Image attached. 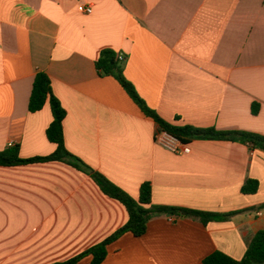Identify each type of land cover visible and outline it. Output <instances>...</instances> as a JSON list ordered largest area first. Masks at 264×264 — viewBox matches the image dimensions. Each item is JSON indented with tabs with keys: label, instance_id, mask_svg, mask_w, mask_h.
<instances>
[{
	"label": "crops",
	"instance_id": "1",
	"mask_svg": "<svg viewBox=\"0 0 264 264\" xmlns=\"http://www.w3.org/2000/svg\"><path fill=\"white\" fill-rule=\"evenodd\" d=\"M105 49L126 57V78L167 122L264 136V0H0V152L54 153L50 107L29 112L43 72L66 111L67 149L132 198L150 183L159 206L229 214L264 204V151L220 140H190V154L162 148L159 125L99 75ZM248 180L259 182L254 195L242 193ZM127 220L64 163L0 167V264L64 262ZM261 230L264 208L208 226L164 216L109 245L102 264H203L217 251L242 260Z\"/></svg>",
	"mask_w": 264,
	"mask_h": 264
},
{
	"label": "trees",
	"instance_id": "2",
	"mask_svg": "<svg viewBox=\"0 0 264 264\" xmlns=\"http://www.w3.org/2000/svg\"><path fill=\"white\" fill-rule=\"evenodd\" d=\"M125 61V56L124 58H119L117 52L105 49L101 52L95 65L101 77H113L116 79L142 113L146 117L153 119L162 131L172 134L185 144L190 140H220L249 145L252 150L264 151V136L260 134L245 131H218L214 128L202 129L188 125L177 126L167 122L148 106L146 101L139 95L136 87L126 78L124 74ZM47 105L50 107L53 119L47 129L46 135L49 142L56 146L54 153L48 156L25 159L21 156L19 145L9 146L6 150L0 152V167L11 168L51 162L64 163L79 172L89 175L104 195L118 201L125 207L128 215L126 224L108 238L69 260L55 264H79L82 259L88 256L92 257L91 264H102L108 256L109 245L127 233H131L137 238L144 236L149 222L155 218L164 216L187 218L208 226L212 222L230 221L241 213L264 208L263 204L258 208L236 211L229 214H219L189 208L154 205L152 203V187L150 183H144L141 186L140 197L136 200L108 178L95 172L67 149L64 135L66 111L53 92L51 78L46 73L40 72L34 79L29 102V112L32 114L40 112ZM258 112L259 105L253 104V115H257ZM258 189V181L248 180L242 187V193L244 195H254L258 192ZM203 264H264V230L259 231L251 239L242 260H235L223 252L217 251L205 258Z\"/></svg>",
	"mask_w": 264,
	"mask_h": 264
},
{
	"label": "built area",
	"instance_id": "3",
	"mask_svg": "<svg viewBox=\"0 0 264 264\" xmlns=\"http://www.w3.org/2000/svg\"><path fill=\"white\" fill-rule=\"evenodd\" d=\"M87 13H92L91 8L86 9ZM119 58H124L122 54H119ZM156 142L159 146L166 149L167 151L174 153V154H190L191 149L190 147L179 140L177 137L173 136L172 134L166 131H160L156 136ZM13 146V144H10Z\"/></svg>",
	"mask_w": 264,
	"mask_h": 264
}]
</instances>
